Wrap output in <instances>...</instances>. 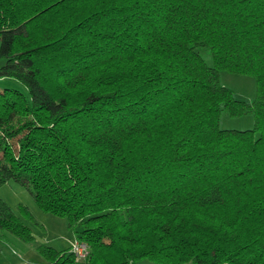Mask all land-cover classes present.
<instances>
[{
	"label": "trees",
	"instance_id": "1",
	"mask_svg": "<svg viewBox=\"0 0 264 264\" xmlns=\"http://www.w3.org/2000/svg\"><path fill=\"white\" fill-rule=\"evenodd\" d=\"M0 58L26 89H0V185L88 248L41 246L44 264H264V0H0ZM31 219L0 197V236L32 242Z\"/></svg>",
	"mask_w": 264,
	"mask_h": 264
},
{
	"label": "rangeland",
	"instance_id": "2",
	"mask_svg": "<svg viewBox=\"0 0 264 264\" xmlns=\"http://www.w3.org/2000/svg\"><path fill=\"white\" fill-rule=\"evenodd\" d=\"M81 4L83 3H77L59 12L55 16H51L49 22L54 23L56 27L59 28L65 27L67 24H70L75 17L78 18L87 12L84 8L85 6L82 7ZM36 31L39 34V30L37 29ZM199 52L205 62L211 66L212 60L210 52L204 48H200ZM2 63L3 59L0 58V65ZM47 75L50 84L55 82L54 76H57L55 73L52 72V74H49L47 71ZM220 83L228 87L237 99L249 102L255 96V81L254 78L249 75H235L222 70L220 72ZM5 87L16 88L26 93L24 86L14 78H0V89ZM219 122L220 128L223 129H248L253 127L254 119L251 113L240 116H230L226 112H222ZM0 197L5 200L16 213L18 205L21 204L29 210L32 216L31 220L25 221V223L31 227L35 236L32 242L23 243L8 232H4L5 235L0 236V245L6 244V247L10 251V255L16 259L33 264H44L46 263V259L40 252L41 246L62 250L68 247L71 248L73 246L72 244L77 241L75 239L74 230H77L78 226L75 229L69 228L63 217L42 211L36 205L29 191L19 182L10 180L1 184ZM78 241L80 242V240Z\"/></svg>",
	"mask_w": 264,
	"mask_h": 264
},
{
	"label": "crops",
	"instance_id": "3",
	"mask_svg": "<svg viewBox=\"0 0 264 264\" xmlns=\"http://www.w3.org/2000/svg\"><path fill=\"white\" fill-rule=\"evenodd\" d=\"M2 241V240H1ZM3 242V241H2ZM6 244L0 245V264H25L30 262H24L16 259L10 255L9 249L6 247Z\"/></svg>",
	"mask_w": 264,
	"mask_h": 264
},
{
	"label": "built area",
	"instance_id": "4",
	"mask_svg": "<svg viewBox=\"0 0 264 264\" xmlns=\"http://www.w3.org/2000/svg\"><path fill=\"white\" fill-rule=\"evenodd\" d=\"M70 248L71 253L77 260L83 261L87 258L88 248L83 242L76 241Z\"/></svg>",
	"mask_w": 264,
	"mask_h": 264
}]
</instances>
